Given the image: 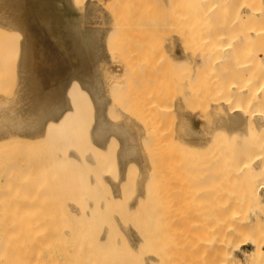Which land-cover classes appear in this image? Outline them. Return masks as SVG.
Instances as JSON below:
<instances>
[{
	"label": "rangeland",
	"instance_id": "374dc122",
	"mask_svg": "<svg viewBox=\"0 0 264 264\" xmlns=\"http://www.w3.org/2000/svg\"><path fill=\"white\" fill-rule=\"evenodd\" d=\"M49 1L57 4L59 8L57 11L58 16L56 15V19H53L52 21H58L57 24L59 25V29L55 30L56 37H54V39H56L60 45L56 49L54 47L47 48L50 53H58L59 55L64 56V61L72 60L76 55H81L87 60L97 58V61H100L98 56L101 55L104 56V59H107V57L109 58V55H114V57L112 56V58L109 59L111 62L108 64L105 63L106 66L101 70V81L103 83H97L99 89L95 92L96 95L94 99L91 98L88 92V89L90 91L93 90L77 80L79 78L74 79L72 81L70 91L67 94L69 101L68 108L69 110L72 108V111L69 112L70 115L57 124H53L50 127V130L44 133V136H40V138L37 139L30 137V135L35 134L33 130L40 127L28 123L26 118L20 115L22 110H17V108L16 111L14 110L18 104L20 105V103L24 101L22 100L23 96H27L29 91H26L30 89V86L34 83V78L32 76L27 79L23 78L21 65H23L22 59L25 58L27 54L24 47L25 43H23V40L25 39L24 34L26 33L27 28L25 16H29V13L31 15L36 14L37 11L33 0H27L26 3L28 4L26 5L18 4L17 10H15L16 24L14 26H8L5 22H2L4 21L2 18H4L3 15L6 9L5 7L7 6L6 4L5 7L0 6V8H4L3 13L1 10L2 18L0 16V130H2L0 134L13 135L12 139L9 138L6 140H0V199H3V201L0 200V249L1 251L3 250V254L0 251V264H38V259L40 260L39 264H42V256L49 264L53 263V259H55L58 264H78V261H74V259L70 257V251L73 244L75 242L82 241L84 253L85 255L88 254V251L90 250V240L98 239L96 234L99 233V229L103 226L108 229L106 242L113 248V251L107 252L105 257L124 255L128 253V247L130 246L126 233H124L125 228L123 226L125 225H127L125 227L132 226L136 229V233H138L136 234V241H142L143 243V240L145 239L146 244L144 249H142L144 251H139L140 248L136 251V255L139 258H141V256H146L147 253L145 251H161L163 254V260L159 264H187L188 261L186 257H183L187 255L185 254V249L187 248H183V246L187 247L186 243L188 241L186 238L190 235V233H188L190 231L185 230L187 231L185 232L182 231L181 228L180 234V232H178L180 229H177V231L176 228L172 226L173 224H180V227H183L182 224L186 222L185 225H183L191 227L192 230H189L193 232L195 231V228L193 229L192 224H200L207 228L206 231L210 229L207 231L208 233L205 234L206 232H204V227L198 225L200 226L199 228H201L198 229V226L194 225V227L196 226L197 231H201H198L197 233H203L204 237L205 235H208V239H200L203 237L202 235L198 238L193 237L194 239L197 238V240H199V244L201 243L200 241H202V246L208 243L204 249H206L207 246L209 249L211 247L209 244L211 243L212 245L213 243L211 241L217 242L222 236V229L220 228L218 230V228H214V225H217L220 222L227 223V220L229 221L228 224H231L230 218L233 219L232 224H235L236 221H240L241 225L242 223L246 224L250 221V219H253L254 212L257 211V205H255L251 200H248L249 198L246 196L247 192L245 193L244 191L247 187L246 183L251 180L248 179L247 182L244 181V185H246L245 187L243 184H240V180L243 182L244 177H248L245 175L242 177L241 174H238L241 175L240 178L242 177L241 179H238V176L233 173L237 166L230 163H232V160L234 159L238 161L234 154L236 152L238 153L241 146H243V142H246L244 145H247V141H251L249 143L251 146V143H255L256 138L252 141L253 138L246 137L247 139L245 138L241 144L239 143V148L236 143L238 139L234 140L238 137L232 135L234 137V141L232 138L229 139L231 137L228 135L230 132L229 127L218 124V117H220L219 113L221 112L218 110L216 112V109L212 108V102L208 105L209 101L214 100L215 97L214 99H209L208 103L206 102L208 100V96L210 98L212 95L213 98V95L217 94V91L213 92V90L218 89V86L224 77L229 76L232 78L230 76L232 74H222V68L226 67V65L233 66L235 64L236 66L240 62L238 65L241 66L242 63L245 64L248 62L247 67L249 70H253L254 73L257 72L260 76L263 74V68L261 66H257L255 63L252 66L251 61H249L248 58L249 49L250 47H253L255 43H248L249 38L246 34L245 36L247 38L242 34L244 36V39H242L244 41L247 39V42H242L243 40L241 41V44L238 42L241 32L245 33V30H247L246 33H248L245 23H242L243 26H235L234 30H232L233 33L230 32L232 33L230 35H214L210 40H207V35L204 32V25L206 21L204 17L193 13V0H97L95 4L98 5L97 2H99V5H96V14L92 16L89 10L84 9V3L89 0H83L82 5L80 0ZM105 1L108 3L107 5L106 3L103 4ZM88 3L90 4L91 1ZM102 7H105V9ZM111 7L113 9H111ZM64 8H75L77 14L68 17V15L63 14L65 13V10H62ZM115 10H117V13ZM109 11L111 12L110 15L108 13ZM20 12L24 17L20 16ZM8 15L9 14H7V16ZM106 15L109 17L107 18ZM109 18L111 20L114 18V21L112 20L111 22ZM22 19L23 23H20ZM94 19L95 21L98 20L96 21L97 23L101 22L100 26L103 29L105 28L103 37L100 40L99 49H96L95 32L92 26ZM108 20L110 21L109 23ZM52 21L50 20V23L54 24ZM99 23L97 25H99ZM1 27H8V29L5 30ZM176 33H178V36ZM170 36L172 37V41L169 38ZM224 41L229 42L234 51L232 56V58H234L231 60L229 59L227 62L223 61L220 58L219 52H217L218 45ZM173 42H175V45L178 43V49H176L175 45L174 48ZM171 46H173V48H171ZM183 46H186L185 49ZM182 48L185 50L184 52ZM188 48L190 49V52L188 53H191L194 48L196 49V52L198 51L199 55H202L203 53L206 54V49L214 48V51L211 50L213 52L212 56L211 54L209 55L211 58L208 61L205 60V64L202 65L203 63L201 64V61L203 59H207L205 57H207L208 54L202 55V58L198 59V57L200 58L201 56L196 58L195 54L197 53H191V55L196 58L195 60L193 57H190V54L188 55V53H186V49L187 51L189 50ZM170 49L179 50L177 52L178 54L176 53L177 56L175 54L176 50L173 53L174 57L176 56L175 59L182 57V55H186V58L189 59L185 60L186 62H180L178 60V63H176L177 60L173 58V51H170ZM201 50L204 51L202 54L199 53L202 52ZM30 52L32 63L30 70L34 71L39 67L49 71H52L53 69L52 73L60 70V67L57 65L43 64L41 57L35 52L34 47H30ZM116 55H118L119 58ZM113 58L116 59L117 62H115L116 60L113 61ZM246 58H248V61L244 60ZM118 59L121 61H118ZM172 59L176 62H172ZM198 62H200V64H198ZM197 64L200 65V67H198ZM33 65H36V67L34 66L35 69H33ZM230 68L231 66L229 69ZM65 71L66 82L68 83V78L72 75L71 66L66 68ZM95 74L97 75L96 72ZM245 74L243 78H241L243 82L247 81ZM240 77L242 76H239V78ZM236 78L237 77H235V79ZM21 83L24 86H22ZM52 83H55V81L53 80L50 85ZM214 83L219 85L215 87L216 85H214ZM181 86H184L183 89L186 91H184ZM21 87H23L21 89L22 92L19 91ZM102 87L104 88V93H101ZM40 91H43V89H36L35 97L37 95L39 96L37 93ZM175 93H178V95L176 96ZM181 95L184 96L185 101ZM102 97L106 99V103L109 102L106 116L111 121V124L102 123L100 118L97 116L99 112L98 104L102 103ZM174 98L177 102H180V105L179 103L177 104ZM93 102L96 113L95 117H93ZM183 103H185V105ZM13 104H16L15 107ZM173 104L175 108H173ZM10 105L12 109H10ZM207 105L210 109L205 107ZM101 106L102 105L99 107ZM176 106L179 108L178 110H176ZM212 109L214 111H212ZM17 111L21 112L18 113ZM13 114H17V116H14L15 119L12 118ZM126 119L128 121H126ZM94 121H96V125L93 132L92 125L95 123ZM9 129H21V131L12 133L6 132V130ZM29 137L30 139H28ZM105 137L106 140L102 142V139ZM192 139H195V141L197 139H205L207 140L205 144H207L210 140L208 142L209 146L205 145L206 148L201 150V152H199V150L198 152H195V150H193L195 147H193L192 144H189ZM185 144L191 145L192 148ZM68 147L69 149L73 147V149L76 150V157L67 155ZM184 147L187 148L185 149ZM189 147L191 148V151L193 150L195 153L193 151L192 153ZM239 153L241 154L240 151ZM83 156L86 157L84 161ZM240 160L242 161V159ZM173 161H176V166ZM200 161L203 162V167L202 163L200 164ZM207 161L210 163L218 161L216 165L219 164L220 166H214L215 164L213 165V163L208 164ZM226 161L231 162L228 163ZM237 161L234 163L238 164L239 162L237 163ZM179 162L181 167L177 166V164L179 165ZM219 162H221L222 165ZM182 163H184V165L188 163V165H186V169L182 168ZM196 164L197 166L199 165L201 169L198 168ZM171 165L175 166V170H177L176 168H178V170H180L179 168H182L179 173H188L186 175L184 174L188 180L190 179L188 183H190L194 178L199 179V177L202 178L204 175L210 176H207V181L209 180L210 183H212L209 186L210 188L208 186L202 188L200 187V191L205 188H209V190L211 189L210 191L207 189L208 194L205 193L204 191L206 190H204L200 193V195H198L201 182L197 189V186L194 187L191 185L193 191L196 189L195 191L197 194L195 191L193 192L191 190V186H189L191 189L183 187L187 188L185 190L192 191L193 194L195 193L198 195L195 197V195H192L190 192L192 198L198 197V202H202V200L199 199L200 197L203 200L205 199L203 203L198 205V207L201 208V211L199 208L197 210V199L194 198V200L190 198L188 196L189 192L185 193L188 196L187 200L191 199V201L189 200L188 202L186 200V202H188V204L192 203L193 205H191V208L194 207L197 212L195 213V210L193 209L194 212L192 213L190 207L188 208L190 205L186 206L184 204L183 201L185 198L181 202L182 204L180 203L182 206L179 205L181 206L180 208H188L185 209L186 212L190 209L192 215L195 214V219L197 217V213L201 214L203 211L201 214L202 217L200 216V218H198L202 220L198 221L196 219L198 222L193 220L194 222L191 221L192 224L188 222V225L187 221L190 220H186V218L191 216L187 215L185 218V213H181L182 208L180 213L181 215H184L183 217L186 221L184 218L183 220L181 217L179 218L180 213H178V218L180 220L176 221L177 215L175 214V210L177 211V209H172L175 204L173 203L172 205L171 202L174 201L172 199H175V196L177 195H172L176 194L175 192H180L179 190L177 191V187L180 189V186L182 185L173 188L171 186V182L166 183L172 179V176H175L173 175L175 174V171L171 170ZM231 166H234V169ZM189 167L191 168L189 169ZM226 167H229V169ZM231 168L233 170H231ZM191 169L193 170V173H190ZM218 170L220 171L218 172ZM230 171L232 173L229 174ZM5 173L7 175H5ZM214 173H219L220 175L216 178ZM4 175L6 177L5 181L3 179L5 178ZM221 175L222 177H220V179H222L219 180L218 177ZM145 176L148 180L150 179V181H152L151 178H153V181H155L156 178H159L160 180L155 182L149 181L147 185H142V183L145 182L144 184H146V182H148L147 180L144 182L142 181ZM185 177L182 176L183 179H185ZM140 178H142V180H140ZM178 178H180V182L177 181L179 180ZM201 178L199 181H201ZM223 178L225 179L224 181ZM183 179L176 176V179L174 178L172 181L176 180L177 183L180 184L183 182ZM187 179H185V182ZM15 180L16 182H14ZM20 181H25L24 183H26V186H24L25 184L23 185V183L21 184L25 188L27 187L26 189H22L20 187L22 185H18ZM176 181L172 182V184L176 183ZM220 181L223 182L220 183ZM12 182L16 183V186L18 185L17 187H19L22 192L26 191L24 193L21 192L24 197L19 196L18 198V195L21 193ZM11 183L15 187H13ZM188 183H185V185H188ZM204 183V185L207 184L206 182ZM116 184L119 185L117 186ZM145 186L146 190H142ZM10 187L14 189L16 188L15 192L14 189H11ZM217 187H219L221 191L218 192L219 189L217 190ZM174 189H176L175 192ZM144 191L145 195L137 198L135 197L136 194L140 195L141 192L143 194ZM213 192L218 193L217 195H214L212 194ZM168 194H170V200ZM218 194L222 195L221 199ZM165 196L168 199H166ZM179 196L181 199V195ZM162 197H165V200ZM171 197L173 198L171 199ZM234 197L237 200L234 199ZM17 198L20 199V202L24 198V202H21V204L23 203L22 205L19 204L20 202ZM178 198L179 197L176 199ZM137 199L138 201L136 202ZM162 199L163 201L161 202ZM89 200L92 202V205L89 203ZM134 200L136 203L134 204L135 207L132 205L134 207L133 208L130 205L133 204L131 202H134ZM207 200H211L210 203L212 202L213 205L212 203L211 205L207 204L209 203ZM233 200L238 202L235 203ZM80 201L82 202V205L80 204ZM86 201H88V203ZM176 201L174 202L176 203ZM242 201L244 203H242ZM16 202L18 203V206L16 205ZM70 202L73 203L70 204ZM74 202L76 204H74ZM167 202L171 203L170 206ZM221 202L223 203L222 207L226 208L227 211L220 206ZM73 204L75 206L80 204L77 209L78 213L76 210H73L75 208V206H71ZM236 204L240 207H243V204V209H247L248 207V210L246 211H243L242 208H240V210H235L241 212L240 218L243 215L245 216L246 213L248 214L245 217L243 216V219H239L237 217V213L239 212H233V208L235 209L237 207ZM19 205L21 208H18ZM201 205L204 207L202 208ZM216 205L220 206L222 208L221 210L224 209L226 215L222 216L221 210V212H219L217 209H214L213 207ZM156 206H159V209H157ZM160 206H163V208H160ZM176 206L179 209V206ZM230 207H232V209ZM16 208H18V211H15L17 210ZM161 209L163 211L165 209V211L162 212ZM170 209L173 210L174 213ZM241 210L244 214H242L243 212ZM166 211L167 213H165ZM170 211L172 215H170ZM214 212H218L219 214ZM8 213L9 215H6ZM232 213L235 214L233 215ZM4 215L7 219L5 222L7 223L3 221ZM10 215L13 216V219L11 220L9 219L11 217ZM60 215L62 217H60ZM167 215L171 216V218ZM219 215H221L222 218H220ZM7 216L9 217L7 218ZM160 216L164 218V220H161L162 218ZM227 216L229 217L227 218ZM158 217L160 220H158ZM209 218L212 220H207ZM49 219L53 221H50ZM203 219H205V222ZM33 220L39 223V225ZM169 221L171 223H169ZM179 221L181 222L179 223ZM8 222L10 223L8 224ZM166 222L168 224H166ZM40 223L43 225L42 227H39V229L42 228V232L38 230V228H35L37 231L30 228L33 224H36L35 227L40 226ZM208 224L211 227H209ZM237 224L240 225L239 223ZM167 225H171L172 229L174 228L176 231L172 230ZM164 226H167L166 229ZM43 227L45 228L44 231ZM168 227L171 229L170 232H168ZM202 228H204V231ZM163 231H165V233L167 231L169 234H165ZM219 231L220 235L218 234ZM174 232L179 234V236L177 235L179 240L181 239L180 235H183L182 232H184V237L182 239L186 237L185 233H188V236L184 239L186 242L183 241L184 243L182 242V244L181 240L177 241V236ZM6 233L7 235L10 234L11 237H7ZM31 233L32 238L36 237L35 240L33 238V242ZM170 233H173L174 236L172 235L171 237ZM195 233H191V236H194L193 234ZM3 234L6 237L3 240L5 242H3L4 244H2ZM35 234H39V236H41L37 237L38 235L35 236ZM216 236H220V238H217ZM43 237L47 239H44ZM7 238L8 241H6ZM40 238L41 241L46 240L45 242H47V245H44L46 244L44 242L43 245L40 244ZM189 239L191 238L189 237ZM9 241H11L12 245ZM16 241L18 243L20 242L19 245ZM36 241L37 243H40L37 244ZM138 241L136 243L139 244ZM176 241L178 243L180 242V244ZM203 241L205 243H203ZM214 244L216 243H213V247ZM169 245H171L170 248ZM166 246V250L171 249L169 252L164 249ZM37 247H39V249H37ZM213 247L210 249L213 250ZM11 249L12 251H10ZM183 249L185 252L182 254L179 253V250L183 251ZM48 253L50 254L49 256ZM236 253H238L237 255L241 258L243 257L240 251H236ZM155 255H157V253H155ZM50 258H52V260ZM156 264L158 263L156 262Z\"/></svg>",
	"mask_w": 264,
	"mask_h": 264
},
{
	"label": "bare ground",
	"instance_id": "6f19581e",
	"mask_svg": "<svg viewBox=\"0 0 264 264\" xmlns=\"http://www.w3.org/2000/svg\"><path fill=\"white\" fill-rule=\"evenodd\" d=\"M26 1L27 0H2V1H0V6H2V7H5V4H6V6L7 7H5L6 9H5V11L7 12V11H10V12H5L4 11V18H2V13H3V9L2 8H0V13H1V10H2V13H1V18H2V20H4V21H2L3 23L5 22V24L6 25H8V26H14L15 24H16V12H15V10H17V6H18V4H21V5H23V4H28V3H26ZM34 1V4H35V8H36V11H37V13L36 14H33V15H31L30 13H29V16H25V19H26V25H27V28H26V33L24 34V37H25V41L23 40V43H25V45H24V47H25V50L27 51V54H26V57L25 58H23L22 59V63H23V65H21V68H22V75H23V78L24 79H27L28 77H30V76H32L33 78H34V83H33V85H31L30 86V89H28L26 92H28L29 91V93H27V96H23V99L22 100H24L23 102H21V103H23V104H21L20 103V105L18 104L16 107H15V105L16 104H13L14 105V107H15V110L14 111H16V108H17V110H22V113L20 114L21 116H23V117H25L26 118V120L28 121V123H31V124H33V125H37L38 127H40V128H38V129H34L33 131L35 132V134H32V135H30V137H33V138H40V136L42 137V136H44V133L45 132H47L48 130H50V127L53 125V124H57L58 122H60V121H62V120H64V119H66L70 114H69V112L70 111H72V108H71V110H69V108H66V105H67V103H66V100H65V97H63V95H64V91H66V89H65V87H66V85L69 83V81L70 80H68V83L66 82V68H69V66H71V70H72V74H74L75 75V73H76V71H77V77L79 78L78 80L80 81V82H82V83H84L85 85H87L91 90H93V91H97L98 89H99V87H98V85H97V83H100V80L98 79V77L96 78V77H93L94 76V74L92 75V73H90L89 71H88V69H90L91 68V65H92V67H93V65L95 66L94 68V71H93V73L94 72H99V69H103L102 67L104 66V64L105 63H107L108 62V60L110 59V58H112V56L114 57V55H109V58L107 57V59H104V56H98V58L100 59V61H97V58H93V59H90V60H87V59H85V58H83L81 55H76L72 60H69V61H64L65 59H64V56H61V55H59L58 53L57 54H53V53H50L48 50H47V48H52V47H54L55 49L56 48H58L60 45H59V43L57 42V40L56 39H54V37H56L55 36V30H57V29H59V25L57 24L58 23V21H52L53 19H56V15L58 16V14H57V11H58V5L57 4H54V3H51L49 0H42V1H40V0H33ZM89 1H91V3L89 4L88 2ZM89 1H86L85 3H84V9H86V10H89V12H90V14H91V16L92 15H94V14H96V9H97V7H96V5L97 4H95L96 3V1L97 0H89ZM99 1V0H98ZM102 1V0H101ZM101 1H100V3H101ZM80 2H81V5L83 4L82 2H83V0H80ZM9 3V4H8ZM98 3V5H99V2H97ZM106 3V5L108 4L106 1L105 2H103V4H105ZM3 4H4V6H3ZM33 4V3H32ZM89 4V5H88ZM97 5V6H98ZM112 5V4H111ZM192 5H193V7L195 8H193V13L195 14V15H198V16H202V17H204V19H205V25H204V32H205V34L207 35V37H206V39L207 40H210L214 35H218V36H227V35H230V34H232L233 33V31L232 30H234V27L236 26H241L242 25V23H245V26L247 27V29H248V33H246L247 32V30H245L244 32L245 33H242L241 32V35H239L240 37L238 38V42L241 44V41L244 39L243 37L245 36V34L246 35H248V43L250 42V44H252V43H255V45L253 46V47H250V49H249V61H251V65L253 66V64L255 63L257 66H261L262 68H263V74L260 76L257 72H255L254 73V71L253 70H249V68L247 67V64H248V62L247 63H242V59H240V60H242L241 61V63H242V65L240 66V65H236L235 66V64L232 66V65H226V67H224L225 68V72H224V68H222V70H223V72H222V74H227V75H229V74H232V75H230L232 78H230L229 76H226V77H224L223 78V80H222V82H220V85L219 84H216V83H214V85H216L215 87H217V85H219L218 86V89L217 90H213V92L214 91H217L216 93L217 94H214L213 95V98H212V95L210 96V98H209V96H208V100L206 101L207 103H208V101H209V99H214V97H215V102H214V100H212V101H209V103H208V105H210V102H212L211 103V105H212V108L213 109H216V112H217V110L218 111H220L221 113H219V115H220V117H218L219 119V121H218V124H221V125H223V126H227V127H229V130H230V132L228 133V135H230L231 137L229 138V139H231L232 138V140H233V136H236V137H238V138H235L234 140H236V139H238L237 141H236V143L238 144V146H239V143L241 144L243 141H244V139L246 138V137H248V138H253V140L252 141H254V138H256V141H255V143H251V146H250V142L251 141H247V145H244L246 142H243V146H241V148H240V146H239V148H240V150H239V148H238V150L241 152V154H242V156L244 157H242L241 156V154L239 153V151L238 150H236V151H238V153H239V155H238V153L236 152L235 154H234V156L236 157V159H238V161L237 160H232V163H230V164H234V166H237L236 168H235V171H233V173H235L237 176H238V179H241L242 177H243V175H245V176H247L248 178H245L244 177V180H243V182H241V180L239 181L240 182V184H243L244 185V183L245 182H247L248 181V179L249 180H251L250 182H248V183H246L247 184V187L244 189V191H245V193L247 194H245V193H243L244 195H246L249 199L248 200H251L255 205H257V211H255L254 212V217H253V219H250V221L249 222H247L246 224L244 223H242V225L240 224V221L238 222V221H236V223L235 224H232V218H230L231 220V224L229 223L228 224V220H227V223H219V224H217V225H212L214 228H218V230L221 228L222 229V236H221V239L219 240L218 239V241L217 242H214V241H211V242H213V243H216V244H214V247L212 246L213 245V243H212V245H211V243L209 244L211 247H213V250H211L210 248L208 249V246L206 247V249H204L205 248V246L208 244H206V245H204V246H202L203 244H202V241H200L201 243V245L199 244V240H197V238L200 236L201 237V235L203 236L204 234L202 233V234H199V233H197L198 231L199 232H201L200 230H198L197 231V229H196V226L194 227V225H200V224H192L191 223V221H195L196 219L198 220V221H200V220H202V219H198V218H200V216H201V214H202V212H201V214H199V213H197V217H196V219H195V214H193L192 215V213L194 212L193 211V209L195 210V208L193 207V208H191V205H193L192 203L190 204H188V202H189V200L191 201V199H188L187 200V198H188V196L190 197V198H192L191 197V193H192V191H193V188H192V186H194V187H196V189L198 188V185H200V182H201V186H199V188L201 187H205V186H210L212 183H210V181L208 180L207 181V176L208 175H204V176H202V178L201 177H199V179H196V178H194L190 183H188L189 182V180L187 179V177H185L184 176V174L186 175V174H188V173H182V172H180L181 173V175L183 176V177H185V179H187V181L185 182V179H183L182 178V176L180 175V173H179V171L182 169V168H187L186 167V165H188V163L186 164V165H184V163H182V168H179L180 170H178V168H176L177 170H175V166H176V164H175V162H174V165H171V170H174L175 171V174H173V175H175L174 177L172 176V179H166V180H169V182H166V183H170L171 182V186L173 187V188H176L177 186H180V185H182V186H180V189H179V187H177V191L179 190L180 192H175L176 191V189H174V192L176 193V194H174V195H172V196H175V195H177V196H175V199L177 198V197H179L178 199H176V200H178V201H176L173 197H171V199L172 200H174V201H176V203L174 202V201H170L171 203H172V205H173V203L175 204V205H173L171 208L172 209H177V211L175 210V214L177 215V219L176 218H174V219H176V221L177 220H180L179 218L181 217V219L183 220V218L185 217H187V215H189V216H191V217H187L186 218V220L187 219H189L190 221H187V224L189 225V223L188 222H190V224H192V227H193V229L195 230L194 232L193 231H191L192 230V228L191 227H188L187 225L186 226H184L185 225V223H183L182 224V226L183 227H186V228H183V227H180L181 225L179 224V225H174L173 223V227L174 228H176V230L177 229H180V231H178V232H180V234H181V228H182V231H185V230H187V231H190V232H188V233H190V235L188 236V233H185L186 234V237L189 239V237L191 238V239H193V240H191V239H187L186 237V240L188 241L187 243H186V245H187V247H185V246H183V248H187V249H185L186 250V252H185V250L183 249V251H181L182 250V248H181V250H179V253H184L185 252V254H187V255H185V256H183V257H186V259H187V261H188V263L187 264H264V0H196V1H194L193 0V2H192ZM32 6V5H31ZM114 6H115V4H114ZM113 6V7H114ZM26 7V6H25ZM76 7V6H75ZM82 7V6H81ZM80 7V8H81ZM100 7V6H99ZM106 7V6H105ZM105 7H102V8H104L105 9ZM32 8V7H31ZM118 8V7H117ZM82 9H83V7H82ZM111 9H113L112 7H111ZM23 10V9H22ZM27 10H28V7H27ZM32 10V9H31ZM31 10H29V11H31ZM63 11L65 10V13H63L64 15L66 14V15H68V17L70 16H74V14H77V11H76V9L75 8H64V9H62ZM110 10V9H109ZM24 11V10H23ZM114 11V10H113ZM117 10H115V12H116ZM98 12V11H97ZM107 12V11H106ZM109 13V15L111 14V12L109 11L108 12ZM117 13V12H116ZM7 14H9L8 16H7ZM24 14H25V12H24ZM7 17H6V16ZM28 15V14H27ZM20 16L22 17L23 15H22V13L20 12ZM107 16V15H106ZM105 16V17H106ZM112 16V15H111ZM114 16V15H113ZM24 17V16H23ZM50 17H51V19H50ZM109 16H107V18H108ZM7 18V19H6ZM95 18H96V16H95ZM107 18H106V20H107ZM234 18H235V20H234ZM6 19V20H5ZM97 19V18H96ZM42 20V21H41ZM50 20L54 23V24H51L50 23ZM109 20H111L110 18H109ZM108 20V23L110 22ZM112 20L114 21V18H112ZM112 20H111V22H112ZM8 21V22H7ZM96 21H98V20H96ZM95 21V19H94V21H93V30H94V35H95V41H96V49H99L100 48V40L102 39V37H103V34H104V29L100 26V24H101V22L99 23V25H97L98 23ZM171 21H172V19H171ZM20 23H23V19L21 20V22ZM247 24V25H246ZM243 26V25H242ZM105 27V26H104ZM23 28V27H22ZM175 30V29H174ZM175 32H176V30H175ZM230 32H232V33H230ZM58 33H59V30H58ZM177 34V36H178V33H176ZM244 36H243V35ZM26 35V36H25ZM170 35H173V34H170ZM242 36V37H241ZM176 37V36H175ZM246 37V36H245ZM170 39L172 38L171 36L169 37ZM243 38V39H242ZM247 38V37H246ZM240 40V41H239ZM171 41H172V39H171ZM174 41V40H173ZM177 41V40H176ZM245 41L247 42V39H245ZM244 40L242 41V42H245ZM178 42V41H177ZM176 42V43H177ZM172 43V42H171ZM174 44H173V46L175 45V42H173ZM172 45V44H171ZM177 45H178V43L175 45L176 46V49H178L177 48ZM173 46H171V48H173ZM175 46H174V48H175ZM30 47L32 48V47H34L35 48V52L38 54V56H40L41 57V59H42V63L43 64H53V65H57V66H59L60 67V70H57L56 72H54V73H52L53 72V69H52V71H49V70H46V69H42V67L40 68H38L37 70H30V68L32 67V63H31V58H30V56H31V52H30ZM181 47H182V44H181ZM185 47L186 46H183V48L185 49ZM232 46L229 44V42H227V41H224V42H222V43H220L219 45H218V47H217V52H219V54H220V58L223 60V61H228L229 59L231 60V59H233L232 58V56H233V54H234V51H233V48H231ZM183 48H182V50H183ZM175 49V50H176ZM189 49V48H188ZM192 49V48H191ZM206 49V48H205ZM205 49H203V50H205ZM175 50H171L170 49V51H173L172 52V55H173V53H174V51ZM196 49H194L193 48V51H191V53L193 54L194 52L195 53H197L198 54V51L196 52L195 51ZM203 50H201L202 52H199L200 54H202L204 51ZM211 50H213L214 51V48L212 49V48H210V49H206L205 51V53L206 54H208L207 55V57H205V58H207V59H203L202 61H201V64L202 65H204L205 64V62L206 61H208L211 57H209V55L211 54V56H212V54H213V52L211 51ZM49 53H48V52ZM179 50H176V52H175V54L178 52ZM181 51V50H180ZM185 50H183V52H184ZM188 52H190V49L187 51V49H186V53H188ZM180 53V52H179ZM191 53H188V55L190 54L191 55ZM178 54V53H177ZM177 54H176V56H177ZM197 54H195L196 55V58L198 57V56H201L200 58L198 57V59H201L202 58V55H206V54H202V55H197ZM182 55V54H181ZM194 55V56H195ZM111 56V57H110ZM117 57H118V55H116ZM171 56V55H170ZM175 56V57H176ZM180 56V55H179ZM175 57H174V55H173V58L175 59ZM187 56L186 55H182V57H179V58H176L175 60H177V62L176 61H174L173 59H172V62L174 61V63L176 62V63H178V60L180 61V62H182V61H184V62H186L185 60H188L189 58H186ZM190 57H193V55H191ZM116 58V57H115ZM119 58V57H118ZM194 58V57H193ZM196 58H194L195 60H196ZM248 58H246V59H244V60H247L248 61ZM114 59V58H113ZM57 60V61H56ZM112 60V59H111ZM116 59H114L113 61H115ZM206 60V61H205ZM59 61V62H58ZM118 61H121L120 59H118ZM111 62V61H110ZM115 62H117V60L115 61ZM188 62V61H187ZM196 62V61H195ZM245 62V61H244ZM41 63V64H42ZM112 63H114V62H112ZM121 63V62H120ZM197 63V62H196ZM195 63V64H196ZM115 64H117V63H115ZM194 64V63H193ZM193 64H191V65H193ZM198 64H200V62H198ZM197 64V65H198ZM244 64V65H243ZM53 65H50V66H53ZM36 67V65H33V67ZM231 66V68L229 69V67ZM238 66V67H237ZM35 67L33 68V69H35ZM100 67V68H99ZM193 67V66H192ZM198 67H200V65H198ZM251 67V66H250ZM51 68V67H50ZM53 68V67H52ZM226 68H227V70H226ZM235 70H234V69ZM91 70V69H90ZM93 70V69H92ZM96 70V71H95ZM234 70V71H233ZM245 70H246V74H245ZM227 71V72H226ZM235 72V73H234ZM244 72V73H243ZM239 73V74H238ZM99 74H100V72H99ZM244 74L246 75V78H247V81L246 82H243L242 80H241V78H243V76H244ZM98 75V74H97ZM73 76V75H72ZM76 76V75H75ZM234 76V77H233ZM239 76H242V77H240L239 78ZM235 77H237L236 79H235ZM71 78V77H70ZM73 78V77H72ZM233 78H234V80H233ZM237 79H240V80H237ZM55 81V83H52L51 85H50V83L52 82V81ZM242 81V82H241ZM22 83H24V82H22ZM22 83H21V85H22ZM50 85V86H49ZM184 85V84H183ZM22 86H24V85H22ZM49 86V87H48ZM188 86V85H187ZM43 87H45V88H43ZM182 87V86H181ZM186 87V86H185ZM189 87V86H188ZM187 87V88H188ZM23 87H21L20 88V90L19 91H21V89H22ZM37 88H41V90L43 89V91H40V92H38L37 94H39V96L37 95L36 97H35V95H36V89ZM184 88V86L182 87V89ZM65 89V90H64ZM179 89V88H178ZM186 89V88H185ZM184 90V89H183ZM182 91V90H181ZM184 91H186V90H184ZM184 91H183V93H184ZM22 92V91H21ZM177 92V91H176ZM188 92V91H187ZM213 92H212V94H213ZM189 93H190V90H189ZM176 94V96L178 95V93H175ZM174 94V95H175ZM181 94V93H180ZM185 95V94H184ZM187 96V95H186ZM174 97V96H173ZM181 97H183V100L185 101V99H184V96H182L181 95ZM176 98V97H175ZM174 98V100L176 101V99ZM179 98V97H178ZM245 98V99H244ZM180 99V98H179ZM187 99V98H186ZM181 100V99H180ZM179 101V100H178ZM184 101H182V102H184ZM174 102V101H173ZM177 102V101H176ZM181 102V103H182ZM179 103V105H180V102H177V104ZM184 105H185V103H183ZM206 104V103H205ZM204 104V105H205ZM12 105V106H13ZM183 105V106H184ZM205 106L206 108L208 107L209 109H210V107L209 106ZM14 107H13V109H14ZM162 107V106H161ZM181 107V106H180ZM173 108H175L174 107V104H173ZM186 108V107H185ZM10 109H12V107H11V105H10ZM66 109V110H65ZM68 109V110H67ZM162 109V108H161ZM179 108H177V106H176V110H178ZM212 109V111H214ZM208 110V109H207ZM24 111V112H23ZM18 113H20L19 111H17ZM183 112V111H182ZM184 112H185V110H184ZM14 116H17V114H13V117L12 118H14ZM124 118V117H123ZM15 119V118H14ZM126 121H128L127 119H126ZM135 130V129H134ZM2 130H0V132H1ZM18 132V131H21V129H9V130H6V132ZM42 132V133H41ZM233 135V136H232ZM259 136H261V137H259ZM30 137L28 138V139H30ZM229 137V136H228ZM259 137V138H258ZM9 138H13V135H2V134H0V140H6V139H9ZM35 139V140H36ZM239 139H240V141H239ZM247 139V138H246ZM233 140V141H234ZM248 140H251V139H248ZM206 141L207 140H205V139H197L196 141H195V139H192V141H191V143L189 142V144H192V146L193 147H195V149L193 148V150H195V152L197 151L198 152V150H199V152H201V150H203L204 148H206V146L209 144L208 142L210 141H208L207 142V144H205L206 143ZM232 141V142H233ZM185 145H187V146H190L191 147V145H188V144H185ZM206 145V146H205ZM209 146V145H208ZM236 146V145H235ZM189 147V149H190V151H191V148ZM203 147V148H202ZM237 147V146H236ZM66 148V147H65ZM185 148V147H184ZM187 148V147H186ZM185 148V149H186ZM201 148V149H200ZM192 150V151H193ZM191 151V152H192ZM194 152V151H193ZM192 152V153H193ZM194 152V153H195ZM66 153H67V150H66ZM77 153H76V150L75 149H73V147H71L70 149H69V147H68V156H75ZM77 156V155H76ZM75 156V157H76ZM237 157H239L240 159H242V161L239 159V158H237ZM84 159H86V157L85 156H83V161H84ZM235 161H237V163L238 164H236V163H234ZM181 162H183V161H181ZM197 162V161H196ZM208 162V161H207ZM218 162V161H217ZM216 161H214V162H211V163H213V165L214 166H220L219 164L218 165H216V163H217ZM222 162V161H221ZM221 162H219L221 165H222V163ZM226 162H228V161H226ZM229 162H231V161H229ZM228 162V163H229ZM186 163V162H185ZM202 163V167H203V162L202 161H200V164ZM210 162H208V164H209ZM210 163V164H211ZM171 164H172V162H171ZM205 164H206V162H205ZM204 164V165H205ZM225 164V163H224ZM227 164V163H226ZM192 165V164H191ZM207 165V164H206ZM145 166V165H144ZM173 166H174V169H173ZM177 166H179V167H181V164H180V162H179V165L177 164ZM184 166V167H183ZM193 167H195L194 165H192ZM196 166H197V164H196ZM230 166V165H229ZM234 166H231V167H233V169H234ZM6 167V166H5ZM198 168H200V166L198 165L197 166ZM208 167V166H207ZM191 167H189V169H190ZM227 169H229V167H226ZM185 169H183V170H185ZM201 169V168H200ZM232 168H231V170H233ZM182 170V171H183ZM4 171H7V170H4ZM174 171H173V173H174ZM187 171H188V169H187ZM193 170L191 169V172L190 173H193L192 172ZM195 171V170H194ZM217 171V170H216ZM220 170H218V172H219ZM179 174H178V173ZM223 172V171H222ZM195 173V172H194ZM200 173V172H199ZM230 173H232L231 171L229 172V174ZM179 176H178V175ZM229 174H227V175H229ZM238 174H241L242 175V177L240 178V176L241 175H238ZM5 175H7L6 173H5ZM5 175H4V177H5ZM11 175V174H10ZM144 175V174H143ZM218 175H220L219 173L218 174H216V173H214V176H216V178H217V176ZM176 176L177 177H181V179H183V184L182 183H180V184H178L177 183V181L178 182H180L181 180H180V178H178L179 180H174V181H176V183H173L172 184V182H174V181H172L174 178L176 179ZM191 176V175H190ZM231 176V175H230ZM233 176V175H232ZM208 177H210V176H208ZM220 177H222V175L221 176H219L218 178H219V180H221L220 179ZM200 178H201V181H199L200 180ZM213 178V177H212ZM236 178V177H235ZM234 178V179H235ZM4 179V181H5V179H6V177L5 178H3ZM15 179V178H14ZM13 179V180H14ZM191 179H192V177H191ZM233 179V178H232ZM237 179V180H238ZM12 180V181H13ZM23 180V179H22ZM138 180V179H137ZM140 180H142V178H140ZM145 180H147L148 182H146V184H144L145 182ZM151 180L152 181H150V179L148 180V178L145 176V177H143V182L144 183H142V185H147L148 183H149V181L150 182H155V181H159L160 179L158 178H156V180L155 181H153V178H151ZM205 180V181H204ZM211 180H213V179H211ZM225 179L223 178V181H224ZM139 181V180H138ZM164 181V180H163ZM198 181V182H197ZM206 182L207 184L206 185H204L205 183L204 182ZM223 181H220V183L221 182H223ZM245 181V182H244ZM14 182H16V180L14 181ZM14 182H12V183H14ZM25 182V181H24ZM23 181L21 182H19V186L20 185H22L21 183H23V185L24 186H26V183H24ZM141 182V181H140ZM139 182V183H140ZM209 182V183H208ZM212 182V181H211ZM11 183V184H12ZM18 183V182H17ZM115 183H118V182H115ZM162 183V182H161ZM161 183H160V185H161ZM185 183H188V185H185ZM197 183H199V184H197ZM204 183V184H203ZM219 183V184H220ZM236 183H238V182H236ZM15 184V186H16V183H14ZM151 184V183H150ZM165 184V183H164ZM163 184V185H164ZM176 186H175V185ZM190 184V185H189ZM194 184V185H193ZM235 184V183H234ZM17 185V186H18ZM20 186L22 189H26L24 186ZM113 185H115V184H113ZM117 185V184H116ZM119 185V184H118ZM117 185V186H118ZM138 185V184H137ZM192 185V186H191ZM204 185V186H203ZM236 185V184H235ZM234 185V186H235ZM12 186H13V184H12ZM15 186H13V187H15ZM16 186V188H18L17 190L21 193L22 191L19 189V187H17ZM116 186V187H117ZM141 186V185H140ZM189 186H191V188L189 187ZM217 186H218V183H217ZM220 186V185H219ZM223 186V185H222ZM246 185H244V187H245ZM31 187H33V186H31ZM41 187H42V185H41ZM143 187V186H142ZM183 187H187V188H189V189H191L192 191H187V190H185V189H187V188H183ZM224 187V186H223ZM222 187V188H223ZM239 187H241V186H239ZM9 188V187H8ZM11 188V187H10ZM16 188L14 189V188H11V189H14V192H15V190H16ZM30 188V187H29ZM173 188H172V191H173ZM182 188V189H181ZM201 188L199 189V191H198V195H200V193L202 192V191H204V190H206V191H204L205 193H207L208 191H210L209 190V188H205V189H203L202 191H200L201 190ZM31 189V188H30ZM29 189V190H30ZM137 189V188H136ZM195 189V188H194ZM195 189V190H196ZM207 189H208V191H207ZM217 190L219 189V187H217L216 188ZM225 189H226V187H225ZM10 190V189H9ZM138 190V189H137ZM142 190H146V186H145V188H142ZM141 190V191H142ZM183 190H185V191H183ZM194 190V191H195ZM227 190V189H226ZM41 191H42V188H41ZM183 191V192H182ZM193 191V192H194ZM219 191H221L220 189L218 190V192ZM234 191V190H233ZM13 192V191H12ZM14 192H13V194H14ZM24 192H26V191H24ZM24 192H22V193H24ZM139 192V191H138ZM173 192V193H174ZM188 193V196H187V194L186 193ZM191 192V193H190ZM214 192H216V191H214ZM212 193V194H214V195H217V193ZM21 193V194H22ZM177 193H179V194H177ZM182 193V194H181ZM184 193H185V195H184ZM195 193H196V191H195ZM193 194L192 193V195H195V197L196 196H198V195H196V194ZM19 194L18 195V198H19V196H23L24 197V195L22 194ZM208 194V193H207ZM220 194V193H219ZM218 194V195H219ZM236 194H238V193H236ZM41 195H42V192H41ZM143 195H145V191L143 192V194H142V192L140 193V195H137L136 194V198L137 197H140V196H143ZM179 195H181V199H180V196ZM11 196H13V195H11ZM114 196V195H113ZM168 196H169V200H170V194H168ZM182 196H185V197H182ZM187 196V197H186ZM209 196V195H208ZM210 196H211V194H210ZM220 196V199H221V196L222 195H219ZM234 196V195H233ZM245 196V197H246ZM41 197V196H40ZM145 197V196H144ZM166 197V196H165ZM165 197L163 198L164 200H165ZM194 197V198H195ZM213 197V196H212ZM211 197V198H212ZM214 197H216V196H214ZM245 197H244V199H245ZM246 197V198H247ZM17 198V200L20 202V199H18ZM113 198V197H112ZM141 198H143V197H141ZM161 198V197H160ZM185 198V199H184ZM194 198H192V199H194ZM208 198V197H207ZM218 198V197H217ZM133 199H135V198H133ZM163 199L161 200V202L163 201ZM166 199H168L167 197H166ZM183 199H184V201H183ZM195 199H197V202H198V197L197 198H195ZM194 199V200H195ZM199 199H201L202 200V202L201 203H203V201H205V199L203 200L201 197L199 198ZM209 199V198H208ZM234 199H236L235 197H234ZM239 199V198H238ZM1 200V199H0ZM160 200V199H159ZM186 200L188 201V202H186ZM200 200V201H201ZM237 200V199H236ZM236 200H233V201H235V203H237L236 202ZM246 200V199H245ZM1 201H3V199L1 200ZM0 201V202H1ZM16 201V200H15ZM14 201V202H15ZM133 201V200H132ZM138 201V199L136 200V202ZM184 202V204L186 205V206H188V205H190V206H188V208L190 207V209L192 210V213H191V210L189 209L187 212H186V210L185 209H188V208H186V207H182V208H180L182 205V203L181 202ZM209 203H207V204H210L211 205V203H210V201L209 200H207ZM244 201V200H243ZM242 201V203H244ZM13 202V203H14ZM21 202H24V198L22 199V201ZM21 202L19 203L20 205H22L21 204ZM77 202V201H76ZM79 202V201H78ZM87 203H88V201H86ZM135 202V200H134V202H131V203H133V204H131L130 206H134V204L136 203ZM160 202V203H161ZM178 202V203H177ZM194 202H196V201H194ZM197 202H196V205H197V210H198V205L199 204H201L200 202H198V204H197ZM218 202H219V200H218ZM17 203V202H16ZM73 203V202H72ZM71 202H70V204H72ZM82 202L80 201V204H81ZM89 203H91V205H92V202H90V200H89ZM164 203V202H163ZM167 203H169V202H167ZM171 203H169V206H170V204ZM181 203V204H180ZM187 203V204H186ZM235 203H233V204H235ZM250 203V202H249ZM252 203V204H253ZM2 204V203H1ZM74 204H76L75 202H74ZM71 205V206H75V205ZM80 204H77V206H75V208L73 209V210H76V212L78 211L77 209L79 208V205ZM157 204V203H156ZM165 204V203H164ZM206 204V203H205ZM205 204H203V205H205ZM219 204H220V202H219ZM223 203L221 202V207L223 206L222 205ZM14 205V204H13ZM17 206H18V203L16 204ZM19 205V207L18 208H21V206ZM82 205V204H81ZM88 205H90V204H88ZM176 205H181V206H179V209L177 208V206ZM203 205H201V207L203 208L204 206ZM212 205H213V203H212ZM237 205V204H236ZM235 205V206H236ZM70 206V207H71ZM132 206V207H133ZM168 206V207H169ZM184 206V205H183ZM195 206V205H194ZM206 206V205H205ZM220 206H218V205H216V206H214L213 208L214 209H217V211H219V212H221V215L223 216V215H226L225 213L226 212H224V209H225V211H227V209L226 208H224V207H222V208H224L223 210H221L222 208L220 207ZM242 206L244 207V205L242 204ZM15 207V206H14ZM135 207V206H134ZM133 207V208H134ZM157 207V209H159L158 207L159 206H156ZM196 207V206H195ZM218 207H219V210H218ZM233 207V206H232ZM232 207H230L231 209H232ZM239 207V208H238ZM243 207H240L239 205H237V207L236 208H238V209H234L233 208V212L235 211V210H240V208H242L243 209ZM247 207V206H246ZM18 208H16L17 210H15V211H18ZM160 208H163V206L161 207L160 206ZM206 208V207H205ZM204 208V209H205ZM209 208V207H208ZM10 209V208H9ZM71 209V208H70ZM83 209V208H82ZM181 209H182V211H181ZM201 208H199V210H200ZM11 210H13V209H11ZM10 210V211H11ZM162 210V209H161ZM167 210V209H166ZM171 210V209H170ZM184 210H185V212H184ZM197 210H195V213L197 212ZM221 210V211H220ZM246 210H248V207H247V209H243V211H246ZM71 211H72V209H71ZM164 211H165V209H164ZM163 210H162V212H164ZM169 211V210H168ZM172 212H173V210H171ZM171 211H170V215H172L171 214ZM180 211H181V213L182 214H184L185 213V216L184 215H181V213H180ZM201 211V210H200ZM214 211V210H213ZM242 211V210H241ZM242 211V212H243ZM8 212H9V210H8ZM79 212H81V211H79ZM161 212V211H160ZM161 212V213H162ZM231 212V211H230ZM236 212H239V213H237V217L239 218V219H241L243 216H241V218H240V214H241V212L240 211H235V213ZM16 213V212H15ZM78 213V212H77ZM161 213H159V214H161ZM165 213H167V211L165 212ZM174 213V212H173ZM178 213H180V216H179V218H178ZM191 213V214H190ZM214 213H216V212H214ZM218 213V212H217ZM216 213V214H217ZM234 213V214H235ZM5 214V213H4ZM164 214V213H163ZM219 214V213H218ZM233 214V213H232ZM233 214V215H234ZM242 214H244V212L242 213ZM6 215H9V213L8 214H6ZM13 215V214H12ZM162 215V214H161ZM165 215V214H164ZM199 215V216H198ZM221 215H219L220 216V218H222L221 217ZM248 214L246 213L245 214V216H247ZM11 216V215H10ZM53 216V215H52ZM167 216H169V215H167ZM173 216H175V215H173ZM184 216V217H183ZM203 216H204V214H203ZM244 216V217H245ZM9 216H7V218H8ZM59 217V216H58ZM60 217H62L61 215H60ZM161 217V216H160ZM170 218H171V216H169ZM169 217H167V218H169ZM176 217V216H175ZM202 217V216H201ZM229 216H227V218H228ZM17 218V217H16ZM44 218V217H43ZM54 218V217H53ZM162 218V217H161ZM167 218H166V220H167ZM185 218H184V220H185ZM194 218V219H193ZM206 218V217H205ZM10 220L11 219H13V216H11L10 218H9ZM52 219V218H51ZM51 219H49L50 221H53V220H51ZM61 219V218H60ZM174 219H172V220H174ZM243 219V218H242ZM245 219V218H244ZM158 220H160V218L158 217ZM161 220H164V218H162ZM169 220V219H168ZM171 220V221H172ZM181 220V221H182ZM185 220V221H186ZM196 220V222H198ZM204 220V222H205V219H203ZM207 220H210V218L209 219H207ZM212 220V219H211ZM210 220V221H211ZM3 221L5 222V221H7V219L5 218V215H4V219H3ZM34 222H35V220H33ZM176 221H175V223H176ZM181 221H179V223L181 222ZM193 221V222H194ZM223 221H224V219H223ZM222 221V222H223ZM41 222V221H40ZM164 222V221H163ZM182 222H184V221H182ZM207 222V221H206ZM218 222H219V220H218ZM235 222V221H234ZM5 223H7V222H5ZM10 222H8V224H9ZM36 224H38L39 225V223H37V222H35ZM42 223V222H41ZM41 223H40V226H37V227H35L36 226V224L34 225H32V227L30 226V228H33L34 229V231L38 228V230H40L41 231V229L42 228H40L39 229V227H42L43 225H41ZM161 223H162V221H161ZM169 223H171L170 221H169ZM208 223V222H207ZM207 223H203V224H207ZM212 223H213V221H212ZM237 223H239L240 225H238ZM53 224V223H52ZM164 224V223H163ZM166 224H168L167 222H166ZM165 224V225H166ZM178 224V223H177ZM211 224V223H210ZM14 225V224H13ZM12 225V226H13ZM16 225V224H15ZM159 225V224H158ZM171 225H167V226H169L171 229H172V226ZM74 226V225H73ZM125 226H127V225H125ZM125 226H123L124 228H125V231H124V233H126V237L128 238V241H129V244H130V246L128 247V253L127 254H124V255H118V256H115V255H113L112 257H110V256H108V257H105L106 256V253L107 252H112L113 251V248L111 247V246H109V244L106 242V237H107V235H108V229L105 227V226H103V227H101L100 229H99V233H97L96 234V236H98V239L97 240H90V250L88 251V254H86L85 255V253H84V250H83V242L82 241H80V242H75L74 244H73V247H72V249H71V251H70V257L71 258H73L74 259V261L76 260V261H78V264H156V262L159 264V263H161L162 262V260H163V254H162V252L160 251V252H155V253H157V255H155V253L153 252V251H151V250H149L148 252L147 251H145L147 254H146V256H141V258H139L136 254V251H138V249L140 248V250L139 251H144V250H142V249H144V247H145V244H146V242H145V239L143 240V243H142V241H138L139 242V244L138 243H136L137 241H136V234H138V233H136V229H134V227H132L131 225V227H125ZM161 226H162V224H161ZM160 226V227H161ZM167 226H164L165 227V229H166V227ZM178 226V227H177ZM200 226H202V225H200ZM200 226H198L197 228L198 229H201V228H199ZM208 226H209V224H208ZM49 227V226H48ZM168 227V232H170V228ZM180 227V228H179ZM188 227V228H187ZM202 227H204V226H202ZM207 227V226H206ZM209 227H211V226H209ZM36 228V229H35ZM44 228V227H43ZM159 228V227H158ZM157 228V229H158ZM172 229V230H175V229ZM205 228V227H204ZM204 228H202V230L204 229ZM160 229V228H159ZM165 229H163V230H165ZM189 229H191V230H189ZM206 229L207 228H205L203 231L204 232H206L205 234H207L208 232L207 231H209V230H207L206 231ZM45 230V228L43 229V231ZM63 230V229H62ZM175 230V231H176ZM215 230H217V229H215ZM37 231V230H36ZM64 231V230H63ZM187 231H185V232H187ZM42 232V231H41ZM47 232V231H46ZM164 233H165V231H163ZM167 231H166V233L167 234H169ZM172 232V231H171ZM196 232V233H195ZM35 233H37V232H35ZM40 233V232H39ZM66 233V232H65ZM79 233V232H78ZM160 233V232H159ZM165 233V234H166ZM191 233H195V234H197V235H195V234H193L194 236H191ZM33 234H34V232H33ZM41 234V233H40ZM43 234H45V233H43ZM42 234V235H43ZM47 234V233H46ZM171 234V233H170ZM174 234H176V236L178 235L179 236V234H177L176 232H174ZM174 234L172 233L171 234V237H172V235L174 236ZM182 236L180 235V237H181V243L184 241V239H182L183 237H184V232H182ZM219 235H220V231H219V233H218ZM38 235V236H37ZM35 234V236H37V237H40L39 236V234ZM160 235V234H159ZM209 235H210V233H209ZM6 236L7 237H9L10 236V234H8L7 235V233H6ZM19 236V235H18ZM163 236V235H162ZM177 236V237H178ZM207 236L208 235H205V237L203 236V237H201L200 239H202L203 238V240H205V238H207ZM11 237V236H10ZM44 237H45V235H44ZM43 237V238H44ZM77 237H78V234H77ZM169 237V236H168ZM176 237V240L178 241L179 240V237L177 238ZM193 237H197L196 239H194ZM217 237V236H216ZM219 238H220V236H218ZM217 237V238H218ZM4 238H6L5 236H4V234H3V239H2V244H4L5 242L3 241L4 240ZM31 238H32V233H31ZM34 238V240L36 239V237H33ZM33 238H32V242H33ZM87 238V237H86ZM161 238V237H160ZM164 238V237H163ZM166 238V237H165ZM173 238H175V237H173ZM44 239H47V238H44ZM77 239V238H76ZM138 239V238H137ZM167 239V238H166ZM208 239V238H207ZM14 240V239H13ZM18 240V239H17ZM40 241H41V238L39 239ZM139 240H140V238H139ZM165 240V239H164ZM174 240V239H173ZM179 240V241H180ZM6 241H8V238L6 239ZM46 241V240H45ZM45 241H41V243L40 244H44V243H46V244H44V245H47V242H45ZM75 241H77V240H75ZM176 241V242H177ZM208 241V240H207ZM210 241V240H209ZM1 242V241H0ZM4 242V243H3ZM17 242V241H16ZM31 242V241H30ZM31 242V243H32ZM44 242V243H43ZM168 242V241H167ZM184 242H186V241H184ZM183 242V243H184ZM8 243V242H7ZM9 243L11 244V241H9ZM13 243H15V242H13ZM20 243V242H19ZM19 243L17 242V244L19 245ZM35 243V242H34ZM36 243H37V241H36ZM39 243H37V244H39ZM143 245H142V244ZM178 243V242H177ZM182 243V244H183ZM203 243H205L204 241H203ZM164 244H165V242H164ZM178 244H180V242L178 243ZM6 245H8V244H6ZM12 245V244H11ZM30 245H32V244H30ZM166 245H168V244H166ZM1 246V245H0ZM3 246V245H2ZM14 246V245H13ZM37 246V245H36ZM170 246L171 245H169V248H170ZM6 247V246H5ZM15 247H16V245H15ZM45 247H47V246H45ZM181 247V246H180ZM200 247V248H199ZM249 247V248H248ZM4 248V247H3ZM7 248H9V247H7ZM31 248V247H30ZM166 248H167V246L164 248L165 250H166ZM203 248V249H202ZM10 249V248H9ZM17 249V248H16ZM37 249H39V247H37ZM179 249V248H178ZM201 249V250H200ZM14 250H15V248H14ZM13 250V251H14ZM169 250H171V249H167L166 251H168L169 252ZM0 251H1V249H0ZM3 251V250H2ZM1 251V252H2ZM10 251H12V249L10 250ZM38 251H40V250H38ZM236 251H240L241 253H242V255H243V257L241 258L240 256H238L237 254L238 253H236ZM8 252V251H7ZM13 253V252H12ZM2 254H3V252H2ZM53 254V253H52ZM169 254V253H168ZM50 254L48 253V256H49ZM52 256V255H51ZM54 256V255H53ZM40 258V257H39ZM53 258V257H52ZM52 258H50L51 260H52ZM45 259H44V257L42 256V264H49L48 262H46V260L44 261ZM52 262L53 263H50V264H58L57 262H56V260L55 259H53L52 260ZM40 263V260L38 259V264Z\"/></svg>",
	"mask_w": 264,
	"mask_h": 264
},
{
	"label": "crops",
	"instance_id": "0c3cea01",
	"mask_svg": "<svg viewBox=\"0 0 264 264\" xmlns=\"http://www.w3.org/2000/svg\"><path fill=\"white\" fill-rule=\"evenodd\" d=\"M1 28H3V29H8V27L7 28H5V27H1ZM106 41V40H105ZM107 54V53H106ZM108 63H110V61L108 60V62L106 63V64H108ZM106 64H104V66L102 67V68H104L105 66H106ZM95 66L93 65V67H92V65H91V70L90 69H88V71L90 72V73H92V75L94 74V76L93 77H98V79L100 80V82L101 83H103L102 81H101V70L102 69H99V72H100V74H99V72H97L96 70V73L98 74V75H96L95 74V72L93 73V71L94 70H92V69H95L94 68ZM100 68V67H99ZM76 73H77V71H76ZM76 73H75V75H76ZM73 75V76H72ZM68 79L70 80L69 81V83L66 85V87H65V89H66V91H64V97H65V100H66V102H67V105H66V108H68V103H69V101H68V96H67V94L69 93V91H70V87L72 86L71 84H72V81L74 80V79H77L78 77H77V75L75 76L74 74H72ZM73 77V78H72ZM78 80V79H77ZM64 89V90H65ZM88 92H89V94H90V96H91V98H93L94 99V97H95V91H90L89 89H88ZM101 93H104V88L102 87V92ZM104 96V95H103ZM102 103L101 104H98V118H100V121L102 122V123H106V124H111V121L108 119V117L106 116V111H107V109H108V105H109V102H107L106 103V99L104 98V97H102ZM93 101V100H92ZM106 103V104H105ZM100 105H102L101 107H99ZM101 108H102V110H101ZM66 110V109H65ZM68 110V109H67ZM71 110V109H70ZM95 115H96V113H95V110H94V102H93V117H95ZM98 118H97V120H98ZM95 123H93V125H92V131L94 132V128H95V125H96V121H94ZM106 140V137L104 138V139H102V142H104Z\"/></svg>",
	"mask_w": 264,
	"mask_h": 264
}]
</instances>
